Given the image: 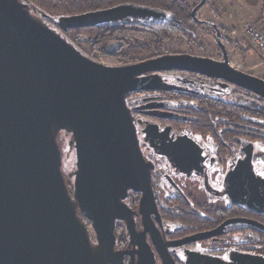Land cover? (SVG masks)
Here are the masks:
<instances>
[{
  "label": "water",
  "instance_id": "obj_1",
  "mask_svg": "<svg viewBox=\"0 0 264 264\" xmlns=\"http://www.w3.org/2000/svg\"><path fill=\"white\" fill-rule=\"evenodd\" d=\"M206 1L192 13L196 22ZM126 12L156 20L165 16L128 4L51 21L67 32L116 22ZM216 40L222 62L179 54L109 67L84 56L20 0H0V264H120L122 254L114 251L117 222L126 223L131 240L137 237L135 213L125 203L130 193L141 194L144 231L139 236L150 233L164 264H176L168 248L209 240L227 225L264 231L256 222L233 219L166 245L152 219L161 222L154 166L141 151L127 98L171 87L157 75H146L192 73L264 99V80L232 67L220 33ZM62 133L71 136L75 151L72 191L62 170ZM242 144L246 157L227 175L225 194L233 204L264 214V180L253 172L254 147ZM161 154L178 168L189 156L178 143ZM83 218L91 224L95 245ZM142 245L149 249L144 240ZM186 264H264V257L235 254L225 263L189 253Z\"/></svg>",
  "mask_w": 264,
  "mask_h": 264
},
{
  "label": "flooded vegetation",
  "instance_id": "obj_2",
  "mask_svg": "<svg viewBox=\"0 0 264 264\" xmlns=\"http://www.w3.org/2000/svg\"><path fill=\"white\" fill-rule=\"evenodd\" d=\"M128 4L156 9L133 3ZM156 10L163 11L161 9ZM163 12L165 16L158 20L154 17L140 18L132 12H126L122 15L124 18L104 25L146 27L153 23L167 22L170 16L165 11ZM94 42V45L99 44L96 39ZM121 43L122 41L119 38L109 45L108 53L112 54L119 50ZM102 48L106 49L107 47ZM179 54L182 53H165L159 57ZM211 59L222 62L223 56L221 54L218 59ZM154 75L160 77L162 83L171 87V90L133 93L127 98V105L134 117L143 156L146 162L152 163L154 166L152 187L161 222H158L155 216H152V219L164 244L168 245L197 234L216 230L225 222L233 219L250 220L264 226V214L251 211L243 205L233 204L225 194L227 175L234 171L237 165L246 157L243 142L253 145V172L257 178L264 180V152L256 156V152L260 149L264 150V147L250 140V136L257 139L264 138L262 122L250 120L248 124L227 123L226 126H222L217 122L199 123L202 120L196 118V123H192L194 118L191 110L195 109L194 107H197V109L200 107L199 99L221 102L229 106L235 104L246 105L250 102L248 94L230 92L232 86L225 87L218 81L192 73L163 72L146 76ZM164 115H171L176 119L160 117ZM176 143L181 144L186 154H189L185 158L186 161L181 163V168H178L165 155L161 154L162 151L167 152L169 146ZM177 178L189 182L197 181V186L203 189L208 201L198 202L191 196L188 197L180 192L179 185L175 182ZM192 184L195 185L194 182ZM178 198H183L184 203H175L174 200L180 201ZM140 201L141 194L130 193L125 202L128 208L135 213L137 237L131 240L126 223L118 221L115 230L116 244L114 251L122 254L120 264H164L150 233L146 237L139 236L144 231L142 216L139 213ZM211 207L222 210L221 218L230 217L225 218L211 229L197 231L182 237H175L174 235L180 226L175 222L164 219V217L174 214L177 210L189 215H198L200 218L205 217L204 211ZM221 233V235L206 241L193 242L180 247H170L168 251L176 264H186L189 253L216 258L225 263H230L235 254L263 256L251 252L249 247L238 245L240 243L249 244L251 239H255V237L263 238L264 241V236L260 234L264 231L248 225H227ZM142 240H144V244H148L149 249H146V245H142ZM142 247L143 251H141Z\"/></svg>",
  "mask_w": 264,
  "mask_h": 264
},
{
  "label": "trees",
  "instance_id": "obj_3",
  "mask_svg": "<svg viewBox=\"0 0 264 264\" xmlns=\"http://www.w3.org/2000/svg\"><path fill=\"white\" fill-rule=\"evenodd\" d=\"M20 2L29 6L34 16L37 15L40 17H37L38 19L47 24H52L51 20L56 21L61 17L82 15L128 3L161 9L169 14L170 18L167 22L153 23L146 27L103 25L95 28L68 30L67 32H63L56 27L79 50H82L81 47L87 40L89 41V44H87L92 48L91 44L95 43L96 39L101 44L100 48L102 50L100 53L96 50H91L92 54L90 53L91 56L89 57L97 62L100 61V55L103 54L102 60L106 64L109 61L117 62L116 59H118L119 62L114 65L129 66L165 54L163 51L167 45L174 43L201 45L195 30V26L201 22H196L192 13L202 0H20ZM207 4L208 0L205 5ZM263 15L264 0H261L255 21L261 20ZM43 16H46V18H43ZM214 32L216 39L218 33H220L222 43L229 46L233 52L247 57L245 56L248 50L247 47H243L238 41L232 40L233 31L213 26V34ZM86 37L90 38L83 41L82 38ZM119 37L122 41L121 48L109 54L107 51L108 46L116 42ZM102 47L107 48L104 49ZM217 50L221 55L218 43ZM83 53L86 52L84 51ZM231 91L248 94L250 102L246 105L235 104L229 106L221 102L217 103L203 98L199 99L198 103L200 107L198 106V109L194 107L195 109L191 110L194 118L192 123H196V118L202 120L199 123L217 122V124L222 126H226L227 123L248 124L250 120L264 123V99L235 86H232ZM250 140L264 147V138L257 139L254 136H250ZM178 199L180 201L174 200V202L184 203L185 201L183 198ZM204 213L206 216L200 218L198 215H189L177 210L174 214L164 217V219L179 225L180 228L174 235L175 237H182L197 231L211 229L225 218L230 217L221 218L222 210H217L215 207L209 208ZM260 234L264 236V233ZM262 239L255 237V239H251L249 244L240 243L238 246L249 247L251 252L264 256V241Z\"/></svg>",
  "mask_w": 264,
  "mask_h": 264
},
{
  "label": "rangeland",
  "instance_id": "obj_4",
  "mask_svg": "<svg viewBox=\"0 0 264 264\" xmlns=\"http://www.w3.org/2000/svg\"><path fill=\"white\" fill-rule=\"evenodd\" d=\"M242 5L238 0H208V4L202 7L198 13H197V20L201 23L195 26L196 33L199 37V42L201 45H189L186 43H174L171 45H167L164 53H182V54H191L197 57H204V58H219L220 53L217 50V43H216V36L215 32L213 34V26L216 27H223L225 29H230L233 26H235L236 31H233L232 40L238 41L239 44L243 47H247V54L244 55L236 54L233 52L229 46H226L230 64L232 67H234L237 70H240L242 72H245L247 74L256 76L258 78H261L264 80V58L259 55V53L250 45L249 40L246 36V26L248 24L249 18L246 16V13L243 12L241 9ZM34 15V14H33ZM38 17L37 15H35ZM40 18V17H38ZM47 24V23H46ZM52 29L58 31L60 34L61 32L54 27L52 24H47ZM213 25V26H212ZM254 25L258 26L263 32L264 28L262 25H259L258 23H255ZM62 35V34H61ZM62 37L66 39L63 35ZM90 37L82 38L83 41L89 39ZM120 38V37H119ZM67 40V39H66ZM68 41V40H67ZM70 44H72L70 41H68ZM89 41H85V44L81 47L82 50H79L76 46H74L76 49H78L84 56L91 59L89 56L92 52L91 50H96L98 53L101 52V44L94 45L93 43L89 47ZM86 53H83V52ZM91 51V52H90ZM92 54V53H91ZM101 59L100 61H103V54L100 55ZM92 60V59H91ZM95 61V60H93ZM97 62L100 64H103L105 66L109 67H123L114 65L117 62H119L118 59H116L117 62L109 61L106 63L103 62ZM126 66V65H124ZM59 146L63 157V174L66 179V183L69 187V190L72 191L73 188V179L70 178V174L75 170L76 165V157H75V151L73 148H71V137L65 135L62 133L59 137ZM264 152V150H259L256 152V156L260 155V153ZM175 182L179 185V191L184 193L188 197H192L196 201H208L206 194L204 193L202 188H199L197 186V181H186L181 178L175 179ZM192 182L195 183L192 184ZM83 220L86 222L88 228H89V234L92 240V243L95 245L97 243L95 233L91 227V224L83 218Z\"/></svg>",
  "mask_w": 264,
  "mask_h": 264
},
{
  "label": "built area",
  "instance_id": "obj_5",
  "mask_svg": "<svg viewBox=\"0 0 264 264\" xmlns=\"http://www.w3.org/2000/svg\"><path fill=\"white\" fill-rule=\"evenodd\" d=\"M245 33L250 45L264 58V32L258 26L248 24Z\"/></svg>",
  "mask_w": 264,
  "mask_h": 264
},
{
  "label": "crops",
  "instance_id": "obj_6",
  "mask_svg": "<svg viewBox=\"0 0 264 264\" xmlns=\"http://www.w3.org/2000/svg\"><path fill=\"white\" fill-rule=\"evenodd\" d=\"M242 5L241 9L243 12L246 13V16L249 18L248 23L246 24H255L258 23L259 25H262L264 28V15L263 18L259 21H255L257 12L259 10L260 2L261 0H238ZM229 31H236L235 26L232 25Z\"/></svg>",
  "mask_w": 264,
  "mask_h": 264
}]
</instances>
